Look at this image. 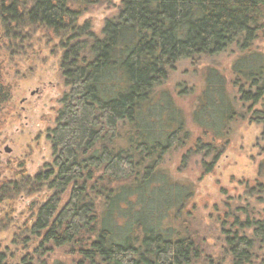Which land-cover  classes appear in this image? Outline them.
Masks as SVG:
<instances>
[{
  "label": "trees",
  "instance_id": "obj_1",
  "mask_svg": "<svg viewBox=\"0 0 264 264\" xmlns=\"http://www.w3.org/2000/svg\"><path fill=\"white\" fill-rule=\"evenodd\" d=\"M114 1L0 0V43L31 32L56 40L67 89L48 132L51 164L0 184V206L45 196L12 243L32 249L21 264H67L50 263L57 253L68 264H209L204 242L183 219L193 191L161 166L172 150L187 148L183 159L199 156L206 176L234 123L248 118L264 128V55L254 47L264 39V0H119L100 35L79 23ZM231 49L237 57L228 77L205 69L191 144L182 111L157 89L179 62ZM9 99L0 68V114ZM262 141L264 156V133ZM258 177L254 187L245 183V205L228 206L220 223L232 264H264V158Z\"/></svg>",
  "mask_w": 264,
  "mask_h": 264
},
{
  "label": "rangeland",
  "instance_id": "obj_2",
  "mask_svg": "<svg viewBox=\"0 0 264 264\" xmlns=\"http://www.w3.org/2000/svg\"><path fill=\"white\" fill-rule=\"evenodd\" d=\"M118 7L119 0L111 6L94 7L81 17L79 23L87 22L93 32L100 35L105 21L117 15ZM26 36V40H16L11 45L0 43L1 76L10 92V99L0 114V184L18 180L20 174L34 177L45 165L51 164L48 132L55 126L59 101L67 91L60 72L62 52L57 48V41L45 38L41 33L31 32ZM254 47L264 55V39L256 42ZM234 50L211 59L179 62L166 83L157 89V92L169 94L182 111L191 144L199 137L191 114L205 87V69L217 68L228 77L237 57ZM247 119L234 123L228 148L212 173L202 176L199 156L183 159L187 148L172 150L161 166L173 181L188 185L193 191L183 219L204 242L206 255L212 260L209 264H232L224 254L225 237L220 223L226 212L232 210L228 206L245 203V183L251 188L256 181H262L258 177V167L264 158L260 152L264 128L250 124ZM43 200V195L20 196L14 202L0 206V224L8 226V219L11 220L5 230L0 228V254L7 256V262L2 264H21V258L31 254L32 249L24 250L22 245L16 246L12 242L18 229H29L26 225H31L37 205ZM250 204L259 206L256 201ZM27 232H23L26 239L30 238ZM55 259L69 263L60 253L50 258V263Z\"/></svg>",
  "mask_w": 264,
  "mask_h": 264
}]
</instances>
